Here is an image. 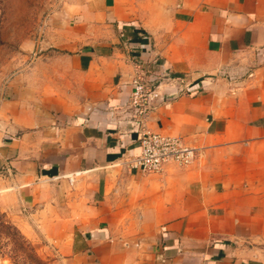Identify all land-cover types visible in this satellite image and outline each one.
Instances as JSON below:
<instances>
[{
  "label": "crops",
  "instance_id": "1",
  "mask_svg": "<svg viewBox=\"0 0 264 264\" xmlns=\"http://www.w3.org/2000/svg\"><path fill=\"white\" fill-rule=\"evenodd\" d=\"M40 49L0 114L22 231L58 264H264V0H59ZM139 71L159 78L139 130L190 166L127 169Z\"/></svg>",
  "mask_w": 264,
  "mask_h": 264
},
{
  "label": "rangeland",
  "instance_id": "2",
  "mask_svg": "<svg viewBox=\"0 0 264 264\" xmlns=\"http://www.w3.org/2000/svg\"><path fill=\"white\" fill-rule=\"evenodd\" d=\"M58 1L0 0V105H3L0 114L8 110V90L23 84L14 76L38 69L36 62L43 54L40 42L45 24ZM141 75L139 71L135 78ZM6 172L9 170L3 164L0 167V264H58L54 243L39 235L30 238L21 230V225L28 228L29 210L18 202L14 208L2 206L8 194Z\"/></svg>",
  "mask_w": 264,
  "mask_h": 264
},
{
  "label": "built area",
  "instance_id": "3",
  "mask_svg": "<svg viewBox=\"0 0 264 264\" xmlns=\"http://www.w3.org/2000/svg\"><path fill=\"white\" fill-rule=\"evenodd\" d=\"M158 79L143 74L131 81L132 90L126 109L130 114L129 124L133 128L138 127L136 130L138 152L129 157L125 164L127 169L132 172L159 173L167 164L184 168L190 166L197 157L196 150L187 146L183 139L178 136L139 130L142 121L151 110L152 98L157 96L155 88ZM187 88L185 86L184 91L189 93L190 90Z\"/></svg>",
  "mask_w": 264,
  "mask_h": 264
}]
</instances>
